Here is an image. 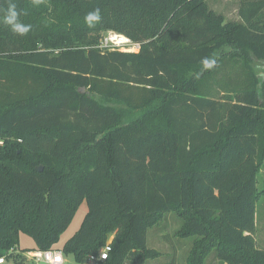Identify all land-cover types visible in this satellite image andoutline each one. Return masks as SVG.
I'll list each match as a JSON object with an SVG mask.
<instances>
[{
	"label": "trees",
	"instance_id": "16d2710c",
	"mask_svg": "<svg viewBox=\"0 0 264 264\" xmlns=\"http://www.w3.org/2000/svg\"><path fill=\"white\" fill-rule=\"evenodd\" d=\"M207 2L0 0V258L32 250L19 249L21 233L57 249L86 202L57 249L75 263L113 237L104 264H146L160 256L148 231L175 214L176 236L198 238L188 264L214 249L219 264H264V79L253 65L264 63V0H240L241 22ZM10 3L26 35L3 22ZM109 32L141 51L100 49Z\"/></svg>",
	"mask_w": 264,
	"mask_h": 264
},
{
	"label": "rangeland",
	"instance_id": "374dc122",
	"mask_svg": "<svg viewBox=\"0 0 264 264\" xmlns=\"http://www.w3.org/2000/svg\"><path fill=\"white\" fill-rule=\"evenodd\" d=\"M207 3L208 8L216 15L224 18L225 21L234 22L238 20V0H208ZM253 65L258 76L263 80L264 63L255 60ZM259 164L257 182L259 195L257 200L255 239L257 248L264 249V153L261 154ZM88 210L87 203L83 202L67 230L61 234L60 240L56 245L57 249H62L65 243L80 230ZM182 224L183 222L177 215L167 214L162 222L151 227L147 235V246L149 249L157 251L160 256L147 261L146 264H170L174 259V253H176V264H188L190 251L198 238L176 236L177 232L182 229ZM165 236L169 242L165 240ZM111 240L112 238L110 237L107 243H110ZM33 248H36L35 241L27 234L21 233L19 249L26 250ZM7 264H13V262L9 261ZM204 264H219L215 249L207 254Z\"/></svg>",
	"mask_w": 264,
	"mask_h": 264
},
{
	"label": "built area",
	"instance_id": "2783aa9c",
	"mask_svg": "<svg viewBox=\"0 0 264 264\" xmlns=\"http://www.w3.org/2000/svg\"><path fill=\"white\" fill-rule=\"evenodd\" d=\"M100 49L107 51H119L124 53H139L141 51V43H136L130 38L114 32L107 33L101 44ZM3 142H0L2 145ZM113 239V237H111ZM112 242V240H111ZM111 242L99 251L97 256H92L87 262L75 263L70 258H67L63 251L57 249L40 250L32 249L22 253V260H8L6 257L0 258V264H7L12 261L13 264H104L112 251Z\"/></svg>",
	"mask_w": 264,
	"mask_h": 264
},
{
	"label": "clouds",
	"instance_id": "9594fccd",
	"mask_svg": "<svg viewBox=\"0 0 264 264\" xmlns=\"http://www.w3.org/2000/svg\"><path fill=\"white\" fill-rule=\"evenodd\" d=\"M21 13L17 11L16 5L14 3H10L7 9L6 15L3 17V22L11 27V30L19 35H26L31 30V25H26L19 20V16ZM101 19L100 9L97 8L92 12H89L86 17L85 21L89 23V26H92V22H98ZM202 64L205 69H211L215 66L216 60L209 59L205 57L202 60ZM199 74H197V78Z\"/></svg>",
	"mask_w": 264,
	"mask_h": 264
},
{
	"label": "crops",
	"instance_id": "0c3cea01",
	"mask_svg": "<svg viewBox=\"0 0 264 264\" xmlns=\"http://www.w3.org/2000/svg\"><path fill=\"white\" fill-rule=\"evenodd\" d=\"M239 2H240V0H238V8H239ZM237 14H238V10H237ZM234 22H241V19H240L239 15H238V20L237 21H234Z\"/></svg>",
	"mask_w": 264,
	"mask_h": 264
},
{
	"label": "water",
	"instance_id": "95a60500",
	"mask_svg": "<svg viewBox=\"0 0 264 264\" xmlns=\"http://www.w3.org/2000/svg\"><path fill=\"white\" fill-rule=\"evenodd\" d=\"M39 171H42V168H40Z\"/></svg>",
	"mask_w": 264,
	"mask_h": 264
}]
</instances>
